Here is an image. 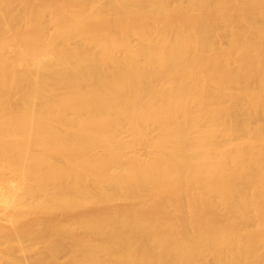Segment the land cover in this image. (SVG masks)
Listing matches in <instances>:
<instances>
[{
  "label": "bare ground",
  "instance_id": "bare-ground-1",
  "mask_svg": "<svg viewBox=\"0 0 264 264\" xmlns=\"http://www.w3.org/2000/svg\"><path fill=\"white\" fill-rule=\"evenodd\" d=\"M0 264H264V0H0Z\"/></svg>",
  "mask_w": 264,
  "mask_h": 264
}]
</instances>
